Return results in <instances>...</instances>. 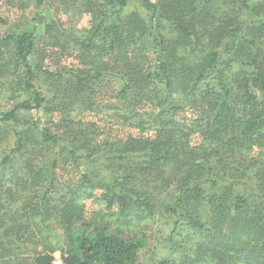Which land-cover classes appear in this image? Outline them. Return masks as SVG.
Listing matches in <instances>:
<instances>
[{
  "label": "trees",
  "instance_id": "trees-1",
  "mask_svg": "<svg viewBox=\"0 0 264 264\" xmlns=\"http://www.w3.org/2000/svg\"><path fill=\"white\" fill-rule=\"evenodd\" d=\"M85 4L0 33V264H264V0Z\"/></svg>",
  "mask_w": 264,
  "mask_h": 264
},
{
  "label": "rangeland",
  "instance_id": "rangeland-1",
  "mask_svg": "<svg viewBox=\"0 0 264 264\" xmlns=\"http://www.w3.org/2000/svg\"><path fill=\"white\" fill-rule=\"evenodd\" d=\"M156 1V0H152ZM86 0H46L45 6L42 9H39L35 5V0H3L0 3V13L2 17L6 20L7 24L5 26L0 25V33L6 34L12 29L18 30L20 27L27 26L31 21L36 17L38 12H42L43 15L47 17V21L56 20L58 25L61 28L72 29V30H84L89 26L90 15L86 12ZM44 25L40 26L38 34V43L39 48L42 49L44 45ZM58 57V58H57ZM59 56L56 57L50 56L46 60L45 65L49 66L51 69H56L58 65ZM61 62H64L66 59H60ZM67 61V60H66ZM9 80L13 83L16 81L14 76H10ZM109 91V89H108ZM111 96V92H110ZM8 95L0 98V108H7L10 105V101L7 98ZM25 98L22 96L20 99ZM106 103H115V100H109V96L105 97L104 100ZM6 126L0 124V151L9 150L13 147V138L11 135H6ZM60 177H64L65 180L76 179L80 176V173H77L73 169L69 170H59ZM98 195H101V191H97ZM87 210L89 212L95 213L102 209V206L99 203L87 201ZM171 229L169 224L153 225L152 228L149 227L145 229V233L148 235V244L147 247L142 250L139 257V264H154L158 258L165 256L164 239L168 236L167 232ZM190 246H187V250ZM165 251V253H164ZM167 251L169 253L176 254L178 256L180 250L176 252L172 247H168ZM156 253L155 256L153 254ZM60 255L59 252L54 255ZM61 256V255H60Z\"/></svg>",
  "mask_w": 264,
  "mask_h": 264
},
{
  "label": "built area",
  "instance_id": "built-area-1",
  "mask_svg": "<svg viewBox=\"0 0 264 264\" xmlns=\"http://www.w3.org/2000/svg\"><path fill=\"white\" fill-rule=\"evenodd\" d=\"M52 264H65V262L63 261V259L61 258L60 255H54V259Z\"/></svg>",
  "mask_w": 264,
  "mask_h": 264
}]
</instances>
